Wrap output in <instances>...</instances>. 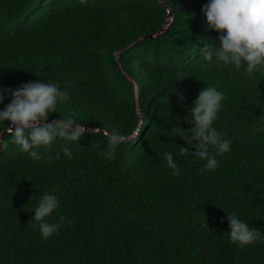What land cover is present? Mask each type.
I'll use <instances>...</instances> for the list:
<instances>
[{"label": "trees", "instance_id": "trees-1", "mask_svg": "<svg viewBox=\"0 0 264 264\" xmlns=\"http://www.w3.org/2000/svg\"><path fill=\"white\" fill-rule=\"evenodd\" d=\"M206 3L0 0V83L69 85L70 101L49 120L71 116L92 130L79 142L40 148L39 161L5 134L0 264H264V235L237 247L226 215L235 212L264 234V131L253 132L264 119V74L201 67L199 51L218 43L202 13ZM207 86L225 95L215 127L231 151L204 172L202 161L178 154L187 144L172 128L191 127L188 109ZM112 127L126 140L106 161L98 153ZM165 151L179 175L166 167ZM53 186L66 221L44 241L29 222Z\"/></svg>", "mask_w": 264, "mask_h": 264}, {"label": "clouds", "instance_id": "clouds-1", "mask_svg": "<svg viewBox=\"0 0 264 264\" xmlns=\"http://www.w3.org/2000/svg\"><path fill=\"white\" fill-rule=\"evenodd\" d=\"M81 3H86V0H81ZM202 13L208 29L218 33L215 46L205 45L199 51L205 62L202 68L211 71L214 67L223 66L235 72L243 70L248 76L258 72L264 74V0H207ZM9 99L10 102L5 105V100ZM70 99L69 85L61 87L58 83L35 80L13 88L0 83V105H5L0 109V125H7L6 128L0 127V137L7 133L9 142L16 145L20 152L27 153L33 161L44 159L39 149H50L57 140L65 141L66 144L79 142L92 130L86 129L84 124L71 116L49 120L57 112L58 105ZM185 100V96H179V102ZM224 100V93L216 87H204L188 109L190 115L186 120L191 127L187 130L172 128L174 136L187 144L179 147L178 154L202 161L204 172L215 171L219 165L217 157L231 151V141L225 139L215 127ZM260 131H264V119L253 128L254 133ZM104 136L106 147L98 155L108 161L125 142L126 136L117 127L105 131ZM73 155L71 148H63V156L71 160ZM61 158L60 153L54 157L56 161ZM162 159L172 175L180 174L172 151H165ZM57 192L59 187L53 186L50 191L39 195L32 211L34 216L29 222L38 228L44 241L58 236L66 221V217L58 213L60 199ZM54 214L58 215V220L51 222L50 218ZM226 215L229 221L228 238L237 247L243 249L253 245L264 235L240 219L235 212Z\"/></svg>", "mask_w": 264, "mask_h": 264}, {"label": "water", "instance_id": "water-1", "mask_svg": "<svg viewBox=\"0 0 264 264\" xmlns=\"http://www.w3.org/2000/svg\"><path fill=\"white\" fill-rule=\"evenodd\" d=\"M172 16H173V15H172ZM167 25H168V23H167ZM5 134H6V133H5ZM4 137H5V135H4V136H2L0 139H2V140H3V139H4Z\"/></svg>", "mask_w": 264, "mask_h": 264}, {"label": "rangeland", "instance_id": "rangeland-1", "mask_svg": "<svg viewBox=\"0 0 264 264\" xmlns=\"http://www.w3.org/2000/svg\"><path fill=\"white\" fill-rule=\"evenodd\" d=\"M134 138H136V137L134 136ZM2 141H3V140H2V139H0V146H1V143H2Z\"/></svg>", "mask_w": 264, "mask_h": 264}, {"label": "bare ground", "instance_id": "bare-ground-1", "mask_svg": "<svg viewBox=\"0 0 264 264\" xmlns=\"http://www.w3.org/2000/svg\"><path fill=\"white\" fill-rule=\"evenodd\" d=\"M135 136H138V134H136Z\"/></svg>", "mask_w": 264, "mask_h": 264}]
</instances>
